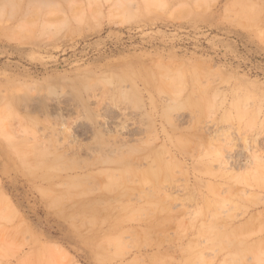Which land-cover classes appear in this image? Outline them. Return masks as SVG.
I'll list each match as a JSON object with an SVG mask.
<instances>
[{
    "label": "rangeland",
    "instance_id": "1",
    "mask_svg": "<svg viewBox=\"0 0 264 264\" xmlns=\"http://www.w3.org/2000/svg\"><path fill=\"white\" fill-rule=\"evenodd\" d=\"M0 264H264V0H0Z\"/></svg>",
    "mask_w": 264,
    "mask_h": 264
},
{
    "label": "bare ground",
    "instance_id": "2",
    "mask_svg": "<svg viewBox=\"0 0 264 264\" xmlns=\"http://www.w3.org/2000/svg\"><path fill=\"white\" fill-rule=\"evenodd\" d=\"M99 123V126H101L102 127V124H100L101 122H98Z\"/></svg>",
    "mask_w": 264,
    "mask_h": 264
}]
</instances>
